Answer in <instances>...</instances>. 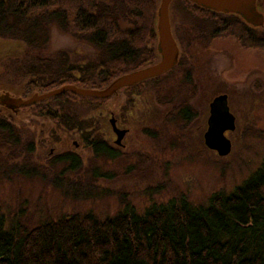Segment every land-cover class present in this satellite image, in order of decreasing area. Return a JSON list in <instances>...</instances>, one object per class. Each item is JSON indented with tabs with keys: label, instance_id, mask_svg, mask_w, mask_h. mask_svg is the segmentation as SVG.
Listing matches in <instances>:
<instances>
[{
	"label": "rangeland",
	"instance_id": "obj_1",
	"mask_svg": "<svg viewBox=\"0 0 264 264\" xmlns=\"http://www.w3.org/2000/svg\"><path fill=\"white\" fill-rule=\"evenodd\" d=\"M256 4L264 17V0ZM204 20L215 19L191 15L179 0L172 1L169 21L179 57L159 82H149L157 77L133 91L122 88L103 104L78 100L48 105L79 123L82 130L77 124L74 129L59 126L31 106L16 113L0 112L17 128V142L0 146V215L6 227L18 219L31 229L87 213L104 219L125 207L142 214L146 208L181 198L193 206L206 205L210 195L230 192L261 165L264 48L247 47L228 30L211 37L214 30L222 29L211 21L210 36L205 38V28L200 26ZM245 24L256 34L264 33V23ZM8 42L0 41V75L13 61L29 56L54 58L63 52L68 63L76 65L97 57L95 48L54 26L45 50H25ZM143 60L140 68L156 63L159 56L151 62L144 55ZM6 76L8 82L1 83L15 86L16 97L61 87L42 92L28 87L27 80ZM4 89L0 94L8 92ZM220 95H226L234 118L233 130L224 132L230 151L223 156L204 143L209 105ZM112 117L128 129L121 145L115 144ZM83 124L88 128L83 129ZM85 136L89 142L105 143L114 153L95 154L83 142Z\"/></svg>",
	"mask_w": 264,
	"mask_h": 264
},
{
	"label": "trees",
	"instance_id": "obj_2",
	"mask_svg": "<svg viewBox=\"0 0 264 264\" xmlns=\"http://www.w3.org/2000/svg\"><path fill=\"white\" fill-rule=\"evenodd\" d=\"M179 1L191 15L215 19L200 22L205 38L210 36L211 21L222 27L211 37L228 30L243 45L264 48V33L256 34L237 15ZM157 9L156 0H0V41L30 51L45 50L54 26L97 51L96 59L83 65L69 64L63 52L54 58L38 55L13 61L0 75V89L6 88L12 96L17 93L15 86L1 83L8 82L7 74L12 80H27L28 87L42 92L64 84L105 87L119 75L140 68L144 55L151 62L158 58ZM137 87L141 85L124 90ZM110 98L65 93L30 106L59 126L74 129L77 124L82 130L79 123L48 105L78 100L98 105ZM5 109L0 107V112ZM16 139V126L9 117L0 116V146ZM83 140L95 154L114 153L101 141L89 142L87 136ZM0 264H264V160L230 192L210 195L206 205L173 199L142 214L125 207L104 219L91 213L72 215L31 229L18 219L6 227L0 215Z\"/></svg>",
	"mask_w": 264,
	"mask_h": 264
},
{
	"label": "water",
	"instance_id": "obj_3",
	"mask_svg": "<svg viewBox=\"0 0 264 264\" xmlns=\"http://www.w3.org/2000/svg\"><path fill=\"white\" fill-rule=\"evenodd\" d=\"M173 0H160L156 15V50L159 60L147 67L135 69L121 74L101 89L84 88L75 85H63L59 88L45 93H34L27 98L14 97L8 92L0 94V107L16 112L21 107H27L36 103L44 102L65 93L76 96L96 99H107L116 95L122 88L136 86L144 81L151 80L165 74L172 69L179 57L178 46L173 38L170 21L169 8ZM195 6L223 14H234L245 23L253 27L263 25L264 17L258 11L256 0H186ZM210 116L208 118V129L204 133V143L212 150H216L220 156L230 151V142L225 137L226 130H233L234 118L229 113L226 95H220L213 99L209 105ZM112 131L116 135L115 144L121 145V140L127 129H118L115 119L109 120Z\"/></svg>",
	"mask_w": 264,
	"mask_h": 264
},
{
	"label": "flooded vegetation",
	"instance_id": "obj_4",
	"mask_svg": "<svg viewBox=\"0 0 264 264\" xmlns=\"http://www.w3.org/2000/svg\"><path fill=\"white\" fill-rule=\"evenodd\" d=\"M257 5V4H256ZM209 113H210V109H209ZM209 118V117H208ZM115 126L118 128V129H122V124L117 120V119H115ZM112 129V128H111ZM123 129H125V128H123ZM127 129V128H126ZM207 129H208V119H207ZM207 129H206V131H207ZM127 132H128V129H127ZM126 132V133H127ZM114 133V132H113ZM115 134V133H114ZM126 135V134H125ZM124 135V136H125ZM123 136V137H124Z\"/></svg>",
	"mask_w": 264,
	"mask_h": 264
}]
</instances>
